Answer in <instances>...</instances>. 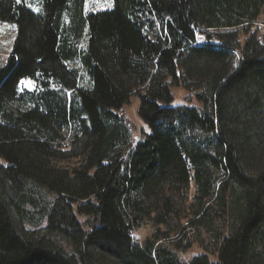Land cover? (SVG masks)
<instances>
[{"label": "trees", "instance_id": "1", "mask_svg": "<svg viewBox=\"0 0 264 264\" xmlns=\"http://www.w3.org/2000/svg\"><path fill=\"white\" fill-rule=\"evenodd\" d=\"M112 1L0 0V264H264V0Z\"/></svg>", "mask_w": 264, "mask_h": 264}, {"label": "rangeland", "instance_id": "2", "mask_svg": "<svg viewBox=\"0 0 264 264\" xmlns=\"http://www.w3.org/2000/svg\"><path fill=\"white\" fill-rule=\"evenodd\" d=\"M18 2V0H15ZM20 4H22L26 9L32 11L35 14H41L43 10V0H19ZM113 7L112 0H86L85 4V12H96L105 9H111ZM261 22V19L258 20L257 24V37L260 41L264 42V25ZM14 26V27H13ZM227 31V30H225ZM231 31V30H229ZM208 32H216V31H208ZM217 32H224L222 30H217ZM17 28L16 24L12 22H1L0 21V68L4 67L7 64V57L10 55L12 50V45L14 39L16 37ZM198 38L200 35L197 36ZM84 46V42L81 43V48ZM75 67H79L77 64ZM82 73V71H80ZM24 83H21V82ZM19 84L20 90H33L35 88V84L31 80H22ZM139 104V99L136 96H132L130 98V102L124 106L119 112L127 117L130 121H132L136 126L140 127V122L137 116V108ZM59 165V164H57ZM60 166V165H59ZM253 167V168H252ZM250 169H246L247 174H253L255 171V166L253 164ZM12 215L16 224V227L20 234L30 237V236H41L46 234V231L35 228L32 231L30 228L26 229L23 223L19 220L18 216L14 211H12ZM154 231V226L152 222L146 220L142 222L140 227L135 228L131 231L132 236L143 242L147 237H149ZM52 240L56 242L66 253L71 254V247L62 239L55 235L49 236Z\"/></svg>", "mask_w": 264, "mask_h": 264}, {"label": "snow or ice", "instance_id": "3", "mask_svg": "<svg viewBox=\"0 0 264 264\" xmlns=\"http://www.w3.org/2000/svg\"><path fill=\"white\" fill-rule=\"evenodd\" d=\"M18 2H19V0H18ZM13 27H14V26H13ZM21 83H24V82L22 81Z\"/></svg>", "mask_w": 264, "mask_h": 264}]
</instances>
